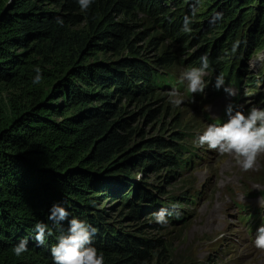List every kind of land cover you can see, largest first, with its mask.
I'll use <instances>...</instances> for the list:
<instances>
[{
	"label": "trees",
	"instance_id": "trees-1",
	"mask_svg": "<svg viewBox=\"0 0 264 264\" xmlns=\"http://www.w3.org/2000/svg\"><path fill=\"white\" fill-rule=\"evenodd\" d=\"M224 1L217 12L222 18L213 24H229L225 48L232 47L239 33H244L243 46L259 47L264 0ZM239 2L257 3L255 28L249 27L253 18L243 13ZM192 13L181 0H95L85 12L74 0L0 1V264H52L50 249L61 232L53 226L46 245L37 246L32 229L37 221L52 225L47 216L55 203L68 209V220L87 219L96 228L93 244L104 253L105 264L150 262L160 240L116 230L97 202L106 195L121 198L130 210L128 217L152 223L155 213L150 221L139 217L142 212H159L150 192L138 187L130 198L127 191L134 177L131 166L143 172L166 168L171 173L188 165L184 157L189 149L183 141L188 135L174 130L171 136L146 139L140 149L141 144H133V132H122L129 119L114 99L134 101L143 112L149 100L162 97L159 87L184 86L159 68L178 69L186 62L198 66L204 54L213 71L223 74L231 86L241 85L240 75L247 70L221 57L224 50L215 42L206 41L188 60L180 59L187 50L181 43L190 37L194 42L207 40L211 30L192 19L191 31L183 32L184 17L194 18ZM57 18L63 19V27ZM150 28L160 35L153 36L150 45L169 40L153 60L138 46ZM106 51L118 59L110 64L90 61ZM37 66L44 79L33 85ZM248 78L254 82V77ZM159 110L148 109V117ZM67 227L66 220L63 229ZM23 237L29 238V251L16 256L14 245Z\"/></svg>",
	"mask_w": 264,
	"mask_h": 264
},
{
	"label": "rangeland",
	"instance_id": "rangeland-1",
	"mask_svg": "<svg viewBox=\"0 0 264 264\" xmlns=\"http://www.w3.org/2000/svg\"><path fill=\"white\" fill-rule=\"evenodd\" d=\"M181 2L186 4L191 12L195 11L192 18L194 21L210 25L211 30L206 37L207 40L194 42L190 37L189 41L181 43V46L187 45V50L180 59L188 60V57L199 51L206 41L210 44L220 43L219 50H224L221 57L231 59L243 70L247 68L240 75L241 85L232 86L238 94L230 98L222 89L220 91L214 89L215 77L218 74L211 68L206 77L209 86L205 89V94L186 92L185 86L178 89L185 97L184 103L180 106H174L169 101V93L176 87H159L157 91L163 93L162 97L154 102L149 100V106L143 112L140 111L142 105L135 104L134 101L126 98L114 99L117 107L124 112L123 117L129 119L127 131L122 132H133L131 136L133 144H141L142 149L146 139L150 137L159 135L167 137L171 136L174 130H181L188 135L183 140L189 149L184 160L189 159L190 162L171 173L166 168L163 170L151 168L143 172L138 165L131 166L130 170L134 177L130 181L132 185L127 190L131 191L130 198L139 187L150 192L155 199L153 206L159 211L171 204L179 206V217H170L167 226L157 229L155 221L144 223L128 217L130 210L121 198L108 199L107 195L101 196L97 208L104 212L106 222L116 230L120 228L128 236L160 240V244L158 243L157 248L151 252L150 262L146 264H264V250L254 246L256 229L264 223V206L261 205V197L264 196V154L257 158L253 169L245 172L231 156L219 155L206 146L202 148L196 144L197 136L209 124L223 123L227 120L226 107L229 103L242 106L247 111L251 106L264 101V32L261 33L259 47L252 48L242 45L244 33H239L232 43L233 47L238 42L233 53L232 47L225 48L230 41V34L226 31L229 24H221L219 20L213 24V18L226 1L181 0ZM244 2L239 3L243 7V13H248L247 16L253 18L249 26L253 29L257 25V20L254 19L257 3L244 5ZM228 3L231 7L230 2ZM246 29L245 27L243 32H246ZM143 30H146V27ZM158 34L154 28H150L148 37L138 44L148 59H156L163 47L168 46L169 40L158 46L150 45L153 36L160 37ZM95 59L113 63L118 59V55L106 51L99 55L95 54L90 61ZM188 63L182 64L178 69L159 70L164 74H170L179 82L180 72L190 67ZM248 76L254 77V82ZM146 104L145 102L143 105L146 107ZM157 108L160 110L156 116L149 118L147 110ZM178 119L181 122H177ZM126 193L125 196L128 194ZM152 213L157 212H142L139 217L150 221L153 219L150 217Z\"/></svg>",
	"mask_w": 264,
	"mask_h": 264
},
{
	"label": "clouds",
	"instance_id": "clouds-1",
	"mask_svg": "<svg viewBox=\"0 0 264 264\" xmlns=\"http://www.w3.org/2000/svg\"><path fill=\"white\" fill-rule=\"evenodd\" d=\"M80 11H88L95 3V0H74ZM195 16V11L192 13ZM222 18L221 13H217L214 21ZM61 27L64 25L62 18L56 21ZM192 18L184 17L182 31H191ZM237 44L232 47V52L236 51ZM211 70V62L208 54L198 58V66L184 69L179 74V83L185 86V91L196 94H205V89L209 86L206 77ZM35 76L32 78L33 85H40L44 79L41 69L34 68ZM217 91L221 89L224 93L234 98L237 91L231 85L226 84L223 74L217 75L214 81ZM169 101L174 106H180L185 101L184 95L173 88L169 93ZM193 102L195 97L193 95ZM227 120L223 123L209 124L207 128L197 136L196 144L199 147H207L214 150L219 155L231 156L242 171H249L256 166L257 158L264 154V101L259 105H253L244 110L242 106H234L229 103L226 107ZM261 205L264 206V196L261 197ZM68 209L61 203H55L49 210L47 220L52 222L49 225L43 221H37L32 229L33 239L37 246H45L49 237L53 235V226L61 232L55 245L50 249L52 264H105L104 253L93 244L96 235V228L87 219L70 216ZM180 215L179 206L171 204L168 208H162L154 214V221L162 227L167 226L170 217L178 218ZM68 221V227L63 229V222ZM29 238L23 237L14 245L13 251L16 256L29 251ZM254 246L264 250V223H262L255 233Z\"/></svg>",
	"mask_w": 264,
	"mask_h": 264
},
{
	"label": "bare ground",
	"instance_id": "bare-ground-1",
	"mask_svg": "<svg viewBox=\"0 0 264 264\" xmlns=\"http://www.w3.org/2000/svg\"><path fill=\"white\" fill-rule=\"evenodd\" d=\"M176 89H178V87L176 88ZM220 121H221V119H219ZM214 228V227H213ZM215 229V228H214ZM219 230V229H218Z\"/></svg>",
	"mask_w": 264,
	"mask_h": 264
}]
</instances>
